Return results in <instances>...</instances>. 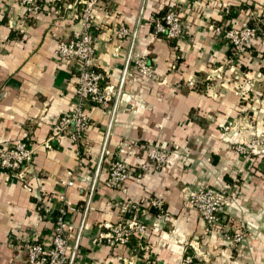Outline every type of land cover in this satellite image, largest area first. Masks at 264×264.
I'll use <instances>...</instances> for the list:
<instances>
[{
	"label": "crops",
	"instance_id": "0c3cea01",
	"mask_svg": "<svg viewBox=\"0 0 264 264\" xmlns=\"http://www.w3.org/2000/svg\"><path fill=\"white\" fill-rule=\"evenodd\" d=\"M38 1L40 11L28 17L20 0H0V146L27 139L35 149L23 178L0 168V264H25L29 232L51 236L61 192L77 206L68 211L67 264H135L149 256L176 264L179 243L194 253L192 264H264V152L244 157L233 148L264 125V0H102L92 25L95 62L115 93L105 106H88L81 152L67 136L44 143L76 101L78 63L57 47L80 27V0ZM170 7L182 15L177 40L153 34V19ZM251 19L263 34L232 69L231 45L216 28ZM140 54L150 77L135 70ZM150 144L166 149L173 165L141 168ZM115 158L132 175L109 187ZM68 168L71 186L61 181ZM201 184L233 189L212 231L186 199ZM155 193L164 197L165 219L148 204ZM127 201L144 205L147 232L126 243L94 242L106 224L128 218ZM227 229L244 234L231 249L221 243Z\"/></svg>",
	"mask_w": 264,
	"mask_h": 264
},
{
	"label": "built area",
	"instance_id": "2783aa9c",
	"mask_svg": "<svg viewBox=\"0 0 264 264\" xmlns=\"http://www.w3.org/2000/svg\"><path fill=\"white\" fill-rule=\"evenodd\" d=\"M102 0H80L79 29L74 30L66 40L58 42L57 53L60 57L77 61V80L75 87V97L72 110L68 114L61 115L52 127L50 136L45 140V144L50 146L51 139H58L67 136L74 141L79 149L81 139L86 128L91 124L88 114L89 105L105 106L113 94L114 86L106 84L104 71L97 67L95 62V35L92 25L94 11ZM28 17H34L40 11L38 0H20ZM223 36L231 45V56L228 62L233 64L241 55L249 52L253 46V40L263 34L262 27L253 19L243 21L238 27L223 28ZM128 34L124 25L119 27L117 35L123 37ZM153 34L162 36L169 40H177L182 34V15L179 9L168 8L163 15L153 19ZM135 70L141 75L150 77L152 67L146 55L140 54L134 58ZM218 70V69H217ZM216 70V71H217ZM246 77L249 78L248 74ZM227 131L229 126L224 127ZM233 147L244 157L254 151H264V135L251 138L249 146L244 142L236 141ZM82 151V148L79 152ZM35 149L27 139H20L11 145L0 146V168L7 170L11 175L19 178L24 177V172L33 159ZM141 168L152 165L155 168L173 165L169 152L157 144H150L146 152V159L138 163ZM136 164V165H138ZM132 168L124 161L115 158L109 164L108 175L105 184L109 187L122 185L132 174ZM73 169L68 168L61 181L71 186L74 184ZM139 173L137 176H140ZM231 185H224L215 188L206 185H197L190 190L187 196V203L197 210L205 220L207 228L212 231L219 220V215L224 210L232 195ZM60 204L57 207L52 232L49 238L37 237L34 230L23 238L22 246L26 250L25 264H67L70 244L67 227L70 224L68 215L69 209L76 208L68 199L64 192L59 195ZM148 204L154 208L155 217L165 219L167 211L164 207V197L161 193H155L148 197ZM124 211L128 213V218L123 221L106 224V229H101L93 237V241L106 240L126 243L134 235H144L147 232L146 224L141 220V215L145 211L144 205L140 201H127L122 205ZM223 245L237 246L244 238V234L238 229H227L220 232ZM180 249L183 264H190L193 259L192 253H186L182 244H177ZM139 264H161L155 257L140 258Z\"/></svg>",
	"mask_w": 264,
	"mask_h": 264
},
{
	"label": "rangeland",
	"instance_id": "374dc122",
	"mask_svg": "<svg viewBox=\"0 0 264 264\" xmlns=\"http://www.w3.org/2000/svg\"><path fill=\"white\" fill-rule=\"evenodd\" d=\"M165 38V37H164ZM169 40V39H168ZM251 78H252V80L254 79L253 78V76H251ZM244 79L246 80H249L250 78H245V76H244ZM248 83V82H247ZM264 124V123H263ZM224 131H225V129H224ZM228 131V130H227ZM264 135V125H263V129L262 130H260V131H257V133H255V134H253V135H251L250 137H249V139H248V141L247 142H244V144L246 145V146H249V144H250V141H251V138L252 137H254V136H258V137H261V136H263ZM234 148V147H233ZM235 149V148H234ZM255 150V149H254ZM260 152H264V151H260ZM253 153V152H252ZM252 153H250V155L252 154ZM180 244H182V243H180ZM222 246H224V247H227V248H233V247H236V246H232V245H229V246H226V245H222ZM185 250V249H184ZM186 253H188V252H186ZM194 254V253H193ZM193 261H194V256H193V259H192V261L190 262V264H192L193 263ZM176 264H183V262H182V257H181V255H180V257H179V259L177 260V263Z\"/></svg>",
	"mask_w": 264,
	"mask_h": 264
},
{
	"label": "water",
	"instance_id": "95a60500",
	"mask_svg": "<svg viewBox=\"0 0 264 264\" xmlns=\"http://www.w3.org/2000/svg\"><path fill=\"white\" fill-rule=\"evenodd\" d=\"M135 36H136V35L134 34V36H133V40H134ZM130 54H131V51H130ZM130 54H129V58H130ZM129 58H128V60H129ZM135 264H139V261L135 262Z\"/></svg>",
	"mask_w": 264,
	"mask_h": 264
}]
</instances>
